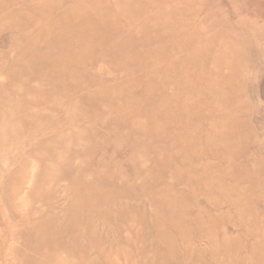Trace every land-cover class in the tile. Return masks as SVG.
<instances>
[{
    "label": "rangeland",
    "instance_id": "obj_1",
    "mask_svg": "<svg viewBox=\"0 0 264 264\" xmlns=\"http://www.w3.org/2000/svg\"><path fill=\"white\" fill-rule=\"evenodd\" d=\"M0 264H264V0H0Z\"/></svg>",
    "mask_w": 264,
    "mask_h": 264
}]
</instances>
